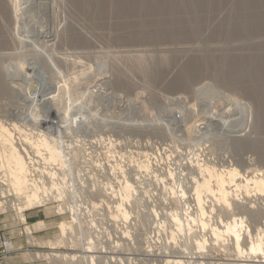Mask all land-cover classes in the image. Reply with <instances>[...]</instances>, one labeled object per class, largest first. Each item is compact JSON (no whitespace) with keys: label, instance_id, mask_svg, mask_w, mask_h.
I'll list each match as a JSON object with an SVG mask.
<instances>
[{"label":"rangeland","instance_id":"rangeland-1","mask_svg":"<svg viewBox=\"0 0 264 264\" xmlns=\"http://www.w3.org/2000/svg\"><path fill=\"white\" fill-rule=\"evenodd\" d=\"M0 13V153L5 131L28 168L16 195L0 159V231L25 191L24 213L50 221L22 220L27 261L264 264V194L201 186L264 173V0H0Z\"/></svg>","mask_w":264,"mask_h":264},{"label":"bare ground","instance_id":"bare-ground-1","mask_svg":"<svg viewBox=\"0 0 264 264\" xmlns=\"http://www.w3.org/2000/svg\"><path fill=\"white\" fill-rule=\"evenodd\" d=\"M49 1V0H48ZM2 2V1H1ZM76 2V1H75ZM79 2V1H78ZM48 4V3H47ZM66 4V3H65ZM80 4V3H79ZM12 5H13V3H12ZM15 5V4H14ZM37 5V4H36ZM58 5V4H57ZM135 5V4H134ZM133 5V6H134ZM140 5V4H139ZM2 6V5H1ZM137 6V5H136ZM14 7V6H13ZM54 7V6H53ZM253 7V6H252ZM15 8H16V5H15ZM55 8V7H54ZM53 8V9H54ZM160 8V7H159ZM11 9V8H10ZM17 9H18V7H17ZM91 9V8H90ZM157 9V8H156ZM163 9V8H162ZM16 10V9H15ZM14 10V11H15ZM27 10H28V8H27ZM47 10V9H46ZM52 10V9H51ZM61 10V9H60ZM13 11V12H14ZM36 11V10H35ZM54 11V10H53ZM17 12V10L15 11V13ZM32 12V11H31ZM58 12V11H57ZM26 13V12H25ZM1 14V13H0ZM28 14V13H27ZM49 14V13H48ZM56 14V13H55ZM60 14V13H59ZM63 14V13H62ZM17 15V14H16ZM36 15H37V13H36ZM53 16V15H52ZM14 17V16H13ZM65 17V16H64ZM50 18H51V16H50ZM52 19V18H51ZM15 20H16V18H15ZM34 20V19H33ZM53 23H55V22H53ZM16 24V23H15ZM60 25H62V23L60 24ZM22 26H23V24H22ZM55 27V26H54ZM34 28V27H33ZM58 28V27H57ZM60 28V27H59ZM52 29V28H51ZM54 29V28H53ZM46 30V29H45ZM56 30V29H55ZM28 31V30H27ZM38 31V30H37ZM47 31V30H46ZM49 31V30H48ZM252 31V30H251ZM56 32V31H55ZM53 33V32H52ZM62 33V32H61ZM220 33V32H219ZM55 34V33H54ZM57 34V33H56ZM38 36L40 37V38H43V39H50V40H47V41H51V40H54L55 41V39H53V35L51 34V33H49V32H45V31H40L39 33H38ZM178 36V35H177ZM2 38V37H1ZM57 40V39H56ZM137 40V39H136ZM56 43V42H55ZM48 46V45H47ZM51 46V45H50ZM46 47V46H45ZM262 66V65H261ZM254 70V69H253ZM240 73V72H239ZM247 75V74H246ZM2 78V77H1ZM222 78V77H221ZM222 79H224V78H222ZM247 79V78H246ZM66 80V79H65ZM219 81V80H218ZM228 81V80H227ZM245 81V80H244ZM34 82V81H33ZM215 82V81H214ZM263 82V81H262ZM225 83V82H224ZM257 83V82H256ZM258 84V83H257ZM39 85V84H38ZM42 83H40V86H37L38 88L37 89H34V91H36L35 93H33V94H35V95H37V97L35 96V98H39L40 99V97H41V95H40V93H41V91L43 90V88H42ZM261 85V84H260ZM230 86V85H229ZM262 86V85H261ZM192 87V86H191ZM264 87V86H263ZM251 88H252V86H251ZM249 89V88H248ZM249 90H251V89H249ZM248 90V91H249ZM256 90H257V88H256ZM260 90V89H259ZM263 90V89H262ZM255 92V91H254ZM43 93V92H42ZM248 93V92H247ZM228 94V93H227ZM246 94V93H245ZM260 94V93H259ZM45 95V94H44ZM225 95V94H224ZM256 96H258V94H255ZM261 96V95H260ZM262 96H264V95H262ZM262 96L260 97V98H262ZM45 97V96H44ZM258 98H259V96H258ZM41 99H42V97H41ZM40 99V100H41ZM253 99H255V98H253ZM258 100V99H257ZM256 100V101H257ZM262 100V99H261ZM260 101V100H259ZM242 102V101H241ZM256 103V102H255ZM257 103H258V101H257ZM256 103V104H257ZM250 105V104H249ZM252 105V104H251ZM261 106V105H260ZM257 107V106H256ZM251 111V110H250ZM51 123V122H50ZM251 123V122H250ZM52 124V123H51ZM248 126V125H247ZM247 126H245V127H247ZM3 129L1 130V132H2V134L1 135H3ZM242 131V130H241ZM0 141H1V139H0ZM241 141V140H240ZM243 142V141H242ZM2 145H1V153H0V159H2L1 160V162H3V170H4V172H5V179H6V176H7V180L6 181H8V185L10 186V188H11V190L16 194V195H18V193H22L23 192V190H26V183H27V177H26V174L28 173V168L26 167V164H25V162H24V159H23V157H22V155H21V151L19 150V149H16L13 145H12V143H11V136H10V134L9 133H7V132H5L4 131V136H2V143H1ZM243 145V144H242ZM263 146V145H262ZM260 149V148H259ZM52 154L53 155H50V156H52L53 158H55V159H60V154H61V152H53L52 151ZM1 164V163H0ZM1 168H2V166H1ZM5 168V169H4ZM205 172L207 171V170H204ZM222 173H224L225 174V176L226 177H222V175H221V177L219 178L220 179V181H221V183H222V188H217L216 189V191L214 192H212L211 191V188H210V185H209V182H208V180L207 181H205V180H203V182H202V184H201V186L206 190V191H208V192H211L212 194H213V196H214V198L217 196V198L218 199H222V198H224L223 196H225L226 197V190H225V186L224 185H226V183L228 184V185H230L231 187L233 186L234 188H244V189H246L247 190V188H248V185L250 184V186H253V188H255L259 193H261V195L262 194H264V173L263 174H261L260 175V173L257 175V176H255L254 175V177H252V178H249V179H245L244 180V178H243V180L242 181H238L236 178L239 176V174H238V171L237 170H235V169H231V168H229V169H227L226 171H223ZM256 173V172H255ZM239 177H241V176H239ZM243 177V176H242ZM242 182H244V184H242ZM242 184V185H241ZM229 186V187H230ZM250 189V188H249ZM256 190H253V191H256ZM258 192H256V193H258ZM230 193V192H229ZM228 193V195H231V193L229 194ZM230 197V196H229ZM34 195H29L26 191H25V195H24V197H23V203H21L22 205V207L21 208H19V214H18V217L20 218V220L22 221V220H24V217H23V215H22V211L24 210V209H29L33 204H34ZM216 198V199H217ZM226 200V199H225ZM224 200V201H225ZM218 201V200H217ZM227 201V200H226ZM229 201V200H228ZM222 202V201H221ZM220 203V202H219ZM218 203V204H219ZM228 204V203H227ZM235 204V203H234ZM233 206V205H232ZM227 208H229V206L227 207ZM231 208V207H230ZM229 208V209H230ZM202 210V209H201ZM227 210V209H226ZM201 213L203 214L204 212H203V210L201 211ZM257 214V213H256ZM204 215V214H203ZM178 217V216H177ZM177 217H173V219H174V221H177L178 222V218ZM177 218V219H176ZM234 222H235V220H234ZM179 223V222H178ZM180 225V223L178 224V226ZM226 228V227H225ZM60 230H61V233L63 234V232L65 231V227L63 226V225H60ZM226 230L227 231H230V232H232L233 233V235H234V237H235V241H236V245H238V240H239V234H237L236 233V230H235V223H234V225L233 226H227V228H226ZM214 232H216V230L214 231ZM217 235V234H216ZM199 247H201L200 245H199ZM250 252H258V251H260V245L259 244H255V245H251L250 246V248L248 249ZM92 261V260H91ZM91 264V263H90Z\"/></svg>","mask_w":264,"mask_h":264},{"label":"crops","instance_id":"crops-1","mask_svg":"<svg viewBox=\"0 0 264 264\" xmlns=\"http://www.w3.org/2000/svg\"><path fill=\"white\" fill-rule=\"evenodd\" d=\"M24 218H25L26 223L32 224V227L33 225L39 222H42V224H48V222L50 223V221H48V216L42 210L26 211L24 213ZM9 225H8L9 227L7 228H10V229H7V230L10 231V233H8L7 231H4V233L6 234L7 237L11 239L12 244L15 247L21 246L22 245L21 243H23V234H22L20 226L16 222L15 223L10 222ZM37 232L39 233V231ZM25 252L17 251L13 253L12 255L9 256L8 263L9 264H36V262H30L24 258V255L26 254Z\"/></svg>","mask_w":264,"mask_h":264},{"label":"built area","instance_id":"built-area-1","mask_svg":"<svg viewBox=\"0 0 264 264\" xmlns=\"http://www.w3.org/2000/svg\"><path fill=\"white\" fill-rule=\"evenodd\" d=\"M33 175V174H32ZM19 204V205H18ZM13 206V210L17 211V214L14 212V214L17 215V218H18V208L21 206V203L20 202H16L15 205H12ZM24 213V211L22 212V214ZM20 227H23V230L25 231L26 233V228L25 227V222L23 221H19L18 219V222H16ZM24 233V234H25ZM31 235V232L28 231V233L25 234V237L27 239L28 236ZM19 250V248L15 247L13 244H12V241L9 237H7L6 235H4L1 231H0V264H9L8 263V259H9V256L12 255L13 253L17 252Z\"/></svg>","mask_w":264,"mask_h":264}]
</instances>
